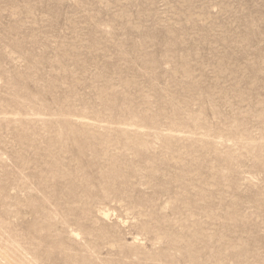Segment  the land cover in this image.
I'll list each match as a JSON object with an SVG mask.
<instances>
[{
    "label": "rangeland",
    "instance_id": "obj_1",
    "mask_svg": "<svg viewBox=\"0 0 264 264\" xmlns=\"http://www.w3.org/2000/svg\"><path fill=\"white\" fill-rule=\"evenodd\" d=\"M0 264H264V0H0Z\"/></svg>",
    "mask_w": 264,
    "mask_h": 264
}]
</instances>
